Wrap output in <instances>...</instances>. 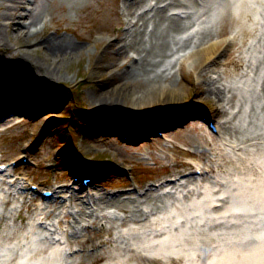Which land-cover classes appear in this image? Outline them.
<instances>
[{
  "label": "bare ground",
  "instance_id": "1",
  "mask_svg": "<svg viewBox=\"0 0 264 264\" xmlns=\"http://www.w3.org/2000/svg\"><path fill=\"white\" fill-rule=\"evenodd\" d=\"M13 1H24V6H28V10L20 14L16 12L20 7L7 4L6 9L0 11V18L9 19L6 23H2L0 20V41L4 40L3 32L5 30L7 32V28H5L7 24H17L16 22L18 21H16V17L25 15L27 18L20 22V25H23L24 29H21L19 25L14 27V30H17V32H20V29L26 32H35L37 28L36 23L38 24L42 20V16H40L37 21L35 20L37 12L36 10L34 11L33 4L35 6L36 0ZM160 1L163 0H123L120 12L126 17L131 14L130 17L135 18L136 22L133 26L129 25L123 27V31L121 29L119 32H115L114 35L110 36L108 42L101 50L100 55H107L110 61L109 63H101V66L110 69L108 75L105 73L106 70L102 72L104 79L106 76L110 77L111 72H114L116 66L119 65V75L116 77L117 79L112 80V83H120L121 79H123V81L125 80V84L122 85L123 88L120 87L118 92L122 93V95H125V93L131 94L132 99L130 101L123 100L118 93L114 95L108 90L106 92V89H92L90 93V104L99 110L98 114L96 113L95 116V120L97 124H99L96 125V127L103 126L111 130L114 128L124 131L131 129L132 132H129L132 138H136L137 135L142 134L145 129H141V127L144 126L143 122L146 121L145 119L140 120L142 123L133 122L131 119L126 121L124 119L125 121H122L124 123L121 122L116 124L112 113L120 110L126 113L135 112L139 109V106L144 104L143 102H146L149 98L160 99L176 93L185 92L187 89H183L188 88L189 84H187V78L180 80L177 75H179L181 79L184 78L183 69L185 62H187L185 60H189L188 65L192 66V69L197 71L199 75L196 84L203 85L200 94L210 96L214 99L212 115L220 116V119H218L220 125L219 131L222 133L219 132L218 134L223 136V140H228L229 143L233 145V151L237 152L240 164H236V161L227 155L226 150L222 146L218 145L216 141L213 142L206 136H203L201 134L202 132L198 129L190 128V134L184 137H186L189 142L195 143V145L205 143L202 145V148L206 150L201 153H194L192 149L188 148L183 149L181 152L185 154H196L195 158L198 160L196 161L194 158V162H204L205 166L215 171L216 174L218 172L223 176L227 175L229 178L230 176H236L237 178L241 176L240 178L247 181V183L249 181L251 184L254 183L253 185H257L259 183L258 178L261 179V176L264 174V161H258L254 156H248L246 158V154L253 152L255 148H264V103L261 104L260 109H262V111L258 115L260 110L256 108L253 102H250L249 107L251 108L246 122L241 124L237 120H240V113L244 109L242 102L243 99H246L244 94L241 93V90H245V81L243 80L245 76L248 77V73L251 72L249 80L253 81L250 85L254 84V79L260 70L261 63H264V0H254L255 3L249 4H253L252 7H249L246 3L248 0H240L238 7L232 5L234 0H194L197 5L194 9L190 8V6L194 4L189 5L188 2L183 0H164L165 3L162 6L159 5ZM219 4L225 5L224 12L218 19L216 18L214 22L208 23V20L205 18L209 13H212V9L214 10ZM175 8L180 9V12L183 11L184 14L181 15L179 12H171V10ZM181 8H183V10ZM150 12L152 13L149 15ZM132 18H130V20ZM150 23H152V27L150 26V28H148V24ZM193 23L202 24L203 27L192 34L184 35L185 30ZM42 25H45V22ZM225 28L227 30H225ZM194 34L198 37L197 43L191 39ZM220 40L232 44V49L229 50L226 59H216L217 63L224 65V69L220 70L219 68L211 66L198 68L200 56L203 53L215 50ZM44 42L47 53L40 54L41 56L39 59H34L33 56L28 57L24 52H22L19 57L21 61L25 60L28 65L32 66V71L41 78L52 76V74L54 75L63 56L70 55L80 48V44L68 40L67 36L50 35L44 39ZM26 44L28 50L33 47L32 42H27ZM190 45H192V49L186 56L178 55L179 51H184L185 48ZM131 50L132 53H138V58L134 59L131 64H123L124 66H122V60ZM253 50L260 53V56L255 61L252 60V55L249 56L250 52ZM176 54L177 56H175ZM211 57L212 60L216 58V56H212V54L207 56L208 59ZM214 75L215 77L218 76L215 78ZM261 79L260 89L262 90L261 93H264V76H262ZM105 81L108 82V78L105 79ZM261 98L262 96L259 97V99ZM8 102H11V100ZM21 102L23 103V99H21ZM26 102L28 101L26 100ZM49 105L51 107V104ZM28 107H33V105H29ZM231 107H236V109H231ZM170 109L164 114L158 112V122L169 119L172 116L175 119L178 112L182 115L184 111H186L182 107L178 108L173 106ZM38 110L42 112V107L39 106ZM148 116H151V114H148ZM10 119L13 120V118ZM3 120H6V122L10 121L9 118L5 117L2 118V121ZM191 125L195 126L192 123ZM187 126L189 125L184 127ZM129 132L126 131L125 133ZM175 146L176 144L173 145V147ZM194 147L198 148V146ZM216 154H221L223 161H216ZM206 156L207 159L205 161L203 157ZM225 161L227 162L225 163ZM199 163L196 165H199ZM245 173H247L246 177L243 176ZM219 174L218 176L220 178L221 174ZM190 176L191 175L187 176L188 178L185 184L192 183ZM4 177L7 176L4 175ZM4 177L0 176V186L9 182H6ZM203 178L205 177L202 176V179ZM231 181V192H227L224 196H218L215 199L221 200V204L212 206L213 203L211 205L212 210H219V216H223L222 219H218L210 226L214 229V235L209 234V231L204 227L193 223L192 219L190 223L187 224V218H183L180 223L175 224L174 227H171L166 221L163 231L152 234V236L160 234L158 238H156L155 243L150 242L149 233L132 234V230L137 231L140 226L147 228L157 227V225L161 223L159 221L160 218L161 220H173L175 215L181 214L183 208H186L185 201L183 200L191 199L192 193L195 192L194 188H187L179 198L171 195L173 197L171 203L174 206L172 208L170 207L172 211L170 210L171 212L169 213L164 210L166 204L164 196L167 195L163 196L157 193L151 194V192L145 190L143 191L145 194L137 196L140 193L136 194L134 189H129L119 194H108L106 191H102V194L94 200V205L98 208L99 212L94 218H91V220H85L91 223H87L85 229H81L82 231L80 233L74 232L71 234L65 231V243L68 245L67 248H74L75 253V247L82 246V248H80L81 252H78L80 256L74 257V255L78 253L68 255L64 253L63 255L66 256H64L62 262L58 263L59 260H55L53 264H65L64 262L67 260L70 264H94V262L99 259L103 260L102 264H130V261H135V264H173L177 261L178 264H225V262H227V264H264V249H261L262 246L255 247L254 250L250 252H242L239 251L240 249L238 248L239 250L234 249L230 253H227L225 252L227 249H225V251L222 249L217 253L218 259L215 258V255L211 257L214 253L213 250L215 245L222 242H225V245L229 247L235 248V244H228V238L232 235H239V230L236 231V229L239 228L242 222V214L230 211L224 215L227 209L229 196L239 187L236 178H233ZM211 183H216L218 186L215 192H221L225 185L224 180L221 181L219 179H212ZM198 184L201 183L198 182ZM258 185L264 187V182H260ZM13 186L14 185L8 184V193L0 197V213L3 210L2 203L5 205L7 201L13 197L12 190L9 189L13 188ZM249 187V184H247V190H244L248 191ZM96 189L101 188L98 187ZM181 190L183 191V189ZM53 192H57V189L54 188ZM131 192L135 194L132 195ZM197 192L200 193L201 190ZM199 193H197V195H199ZM69 194L70 204L76 202L75 204L79 205L81 201L86 202L85 197L88 198L87 200L93 197V194L90 196H87V194L86 196H82L74 192H70ZM20 195L21 200L19 205L30 204L28 206V215L35 213L39 214V217L48 216V214L52 212V209L63 205L66 208L63 209V218L60 217L59 227H61V224L64 222L68 223V219L66 218L68 214L74 216L71 210L68 209V204L66 203L68 200H66V197L59 198L58 195H56L44 199V197L39 195L40 198L44 199L40 205V203L33 201L31 197L25 198L24 196L26 193L24 191H22ZM258 199L261 205V203L264 202V196H260ZM237 201L241 202L240 199H237ZM247 201L249 203L254 201V195H249ZM141 203L145 205H140ZM195 207L198 209L199 206L195 205ZM19 208L20 207H17L16 213H18ZM108 208L114 213L113 217H111V212ZM90 211H92V209H90ZM120 211H123V214L119 215ZM162 213H167L168 218L166 219L164 217L163 219ZM13 215L14 210L11 211L9 215L5 214L4 219H11V221H14L15 218ZM182 215H184V213H182ZM230 215L235 219H231ZM84 218L86 219V217ZM116 221H118V224L126 225L125 230L115 228L112 223ZM131 222H134V224ZM183 224H187L188 228L191 229L186 231V233L182 235V239H180L178 238V229L179 227L181 228ZM221 227H225L226 229L221 231ZM4 228L0 232V241L8 238H16L11 239V241H3L4 246L6 243L14 241L16 246L24 247L26 245L27 247H25V249L30 252L31 248L27 245V241L29 237L32 236L31 233L26 232L22 227L20 228L18 224L12 228L7 226H4ZM167 232L171 234V239L164 241L166 236L163 235ZM104 233H107V236H104ZM195 235H199V243L205 244V248H210L212 244L211 249L213 250L207 251L203 256L199 250H196L192 256H189L185 251L179 249V254L177 253L176 256H174L173 253L176 252V248H185L186 243H194ZM21 238H23V241ZM143 238L145 242L142 241ZM232 240L231 238V241ZM73 241L77 243L73 245ZM43 243L47 246L45 244L46 241ZM105 243L113 249L110 250L105 246ZM225 245H223V247ZM13 248L14 247L9 248L8 250L11 251ZM41 248V251H46V247L41 246V242L39 241V246L36 247V249ZM242 248H245V246ZM30 256L36 258L37 253L30 252ZM210 257L211 259H209ZM69 258L72 259L69 260ZM56 259H59V257H56ZM44 260L45 258H40L37 262L40 264Z\"/></svg>",
  "mask_w": 264,
  "mask_h": 264
},
{
  "label": "rangeland",
  "instance_id": "2",
  "mask_svg": "<svg viewBox=\"0 0 264 264\" xmlns=\"http://www.w3.org/2000/svg\"><path fill=\"white\" fill-rule=\"evenodd\" d=\"M120 3L121 0H36L35 6L33 4L34 11L37 12L35 20L37 21L42 16L45 19V25L40 26V22L36 23L35 32L21 30L24 27L20 25V22L27 19L24 15L15 18L18 21L16 25L21 27L20 32L14 30L16 25L12 23H8L5 27L7 32L6 30L3 32L4 40L0 41V96L6 97L9 94L11 97L9 103L19 105L22 103L21 99H23L24 103H22L21 109L24 113L28 112L17 117L11 125L10 122L0 124V154L1 159L20 156L24 152V148L30 145L31 142L39 140V147L30 150V155L37 163L27 162L18 166L17 169L18 172L28 178L45 184H49L55 179L68 178L70 174L66 167L64 169L63 164L57 162L55 167L50 164L54 160L53 151L56 146L66 143V150L70 154L69 162L75 165L76 169L80 167V163L88 164V161L92 160L96 164L100 162L94 165V168L102 165L107 160L119 162L121 166H130V176L113 175L101 181L99 187H104L105 190L112 185L133 183L132 179L141 184L145 177L157 176L176 166L194 161L196 154H185L181 152L183 149L190 148L194 153H201L206 150L202 148L205 143L195 145V143L189 142L184 137L190 134V128L192 127L180 128L178 131L169 133L167 137H154L152 140H142L137 144L123 142L119 133L115 131L105 136L103 135V126L99 128L93 126L92 118L99 111L90 104L92 89H106V92L108 90L111 94L118 93L123 100L130 101L132 99L131 94L125 93V95H122L118 92L120 87L123 88L122 85L125 84V80L121 79L120 83H112V80L117 79L116 77L119 75V65L116 66L114 72H111L110 77L106 76L105 79L108 78V82L105 81L102 72L106 70L105 73L108 75L110 69L101 66V63L110 62L107 55H100L101 50L109 40L105 36H111L114 32L113 25L124 22L131 15L129 14L126 17L120 12ZM7 4L20 7L16 10L20 14L28 10V6H24V1L0 0V11L5 10ZM0 20L2 23L9 21L7 18H0ZM225 30L227 29L225 28ZM50 35L67 36L68 40L80 44V48L70 55L63 56L54 75L41 78L32 71V66L28 65L25 60L21 61L19 57L24 52L28 57L33 56L34 59H39L40 54L47 53L44 47V39ZM27 42L33 43V47L29 50ZM224 43L220 44V47L224 46ZM209 54L217 56L219 50L203 53L199 58L198 68L206 66L205 59ZM127 56L124 59L122 58L123 63ZM185 61L187 62H185L183 69L184 78L181 79L177 75L180 80L187 78V84H189L188 88L183 89H187L185 92L160 99L149 98L139 106L135 113L116 112V115H113L116 124L130 119L139 123L140 119L148 120L147 118H149L152 120L151 128H154L156 125L153 116L158 117V112L164 114L173 106L179 107L182 101H185L183 104L188 103L187 106H189L192 103L191 100L195 101L199 97L203 98L212 110L214 100L211 97L201 96V94L197 96L203 85L199 84L196 87L193 78L198 77V73L195 74L193 67L188 65L189 60ZM4 103L7 102L4 101ZM49 104H51V107ZM29 105H34V107L29 108ZM39 106L42 107V112L38 111ZM148 114H151L152 117ZM49 118H51V122H47ZM173 121V117H171L162 121V125L159 126L168 125ZM237 121L240 122V120ZM48 127L50 129H47ZM195 129H199V127H195ZM126 131L132 132L131 129ZM201 132L204 136V130ZM141 137L137 135L135 139ZM208 139L213 140V142L217 140L212 137H208ZM174 144H176L175 147H173ZM194 146H198V148ZM248 156H254L262 160L264 158V148H255L253 152L246 154V158ZM215 158L216 161L221 160L219 154H216ZM203 159L206 160L207 156ZM233 159L240 164L238 156L233 155ZM195 160L198 159L195 158ZM4 193L3 190H0V196H3ZM232 195L234 196L235 192ZM164 198L166 201L164 210L168 211L167 207L169 206L167 204L171 201L172 196L167 194ZM75 203L69 208L74 216L68 214L66 218L69 224L64 226V231L71 234L74 232L80 233L82 230L78 227L91 223L85 220H91L99 212L95 205L93 208L91 207L92 211H90L91 208L84 202H80L79 205ZM8 208H10L7 209L9 214L14 210L15 217L16 203H12ZM18 212L19 217L26 214L24 209H19ZM120 212L123 214V211ZM36 216L37 214H34V222ZM60 217H62L61 213H51V219L55 223L57 222L58 225ZM34 222L28 217H24L21 221L15 219V222L9 223L3 217L0 230L4 226L12 228L18 224L20 228L22 227L25 231H28L29 228L31 229V225H34ZM112 224L116 227L118 221ZM54 227L58 229V227ZM58 230L62 231L61 229ZM53 232H56V230H53ZM104 236H107V233H104ZM107 247L110 250L113 249L111 246ZM78 256H80L79 253L74 255V257ZM100 263L95 262L94 264Z\"/></svg>",
  "mask_w": 264,
  "mask_h": 264
}]
</instances>
